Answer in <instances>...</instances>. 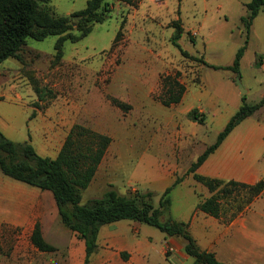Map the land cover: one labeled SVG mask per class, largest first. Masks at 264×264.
Instances as JSON below:
<instances>
[{
  "label": "rangeland",
  "instance_id": "rangeland-1",
  "mask_svg": "<svg viewBox=\"0 0 264 264\" xmlns=\"http://www.w3.org/2000/svg\"><path fill=\"white\" fill-rule=\"evenodd\" d=\"M87 1L50 0L48 7L56 16H69L84 9ZM249 1L108 0L107 20L95 24L81 41H64L60 59L54 49L57 37L50 36L43 41L28 39L21 60L8 59L0 65V92L5 98L0 102V116L10 107L6 94L16 97L17 93L24 100L35 97L28 103L35 113L31 117L44 133L35 141L37 147L49 144L48 135L58 146L62 135L74 125L110 137L93 181L81 192V204L101 197L111 187L121 195L151 191L157 207L162 193L152 191L150 181L160 177L162 170L177 169L175 175L182 177L183 183L171 192L170 216L175 221L192 222L196 236L202 216L196 205L208 192L187 170L215 142L239 109L242 97L253 105L264 96V8L250 27L238 76L184 58L171 43L174 29L170 24L180 20L183 35L178 44L190 56L209 65L231 66L236 51L245 45L240 19L246 15ZM122 22L121 35L115 40ZM176 72L185 93L178 105L165 107L161 104L162 80ZM236 79L246 91L244 95ZM110 98L130 109L121 111ZM192 109L198 110L203 124L188 118ZM249 130L255 135L252 153L258 156L253 161L261 166L259 177L264 180V141L255 138L264 131V107L233 134ZM0 177L11 180L1 172ZM248 197L241 191L224 199L220 221L234 219L239 209L237 216L244 215L250 205ZM39 199L44 214L38 223L43 238L55 251L40 252L30 241L32 232L0 224V264H192L183 251L182 239L167 238L153 227L131 221L102 227L97 250L86 262L84 243L61 223L51 194L44 192ZM254 211L264 225V196Z\"/></svg>",
  "mask_w": 264,
  "mask_h": 264
},
{
  "label": "trees",
  "instance_id": "trees-1",
  "mask_svg": "<svg viewBox=\"0 0 264 264\" xmlns=\"http://www.w3.org/2000/svg\"><path fill=\"white\" fill-rule=\"evenodd\" d=\"M121 1L129 3L130 0ZM49 2L50 0H0V65L8 59L21 60L20 53L28 39L43 41L50 36L57 37L54 49L58 60L62 57L64 41L69 40L71 43L81 41L91 33L95 24H102L110 14L108 0H88L84 9L69 16H56L48 7ZM263 8L264 0H250L245 4L246 15L240 19L245 31V45L236 51L231 66L209 65L202 58L190 56L183 51L178 44V40L183 35L180 20L170 24L174 29L171 43L186 59L199 62L213 70L232 71L238 76L250 27ZM123 22L115 40L121 35ZM73 31L78 34H73ZM179 76L180 73L176 72L174 77L168 76L162 80L164 95L161 104L165 107L177 105L182 100L185 88L177 80ZM110 101L121 111L130 109L128 104L118 99L110 98ZM241 101L239 109L217 134L215 142L206 147L187 170V174L192 175L193 180L211 194L209 198L196 205V210L213 218L221 216L222 201L234 192H247L248 204L264 192L263 180L254 185H246L233 180L224 181L197 174L198 168L232 131L264 107V96L253 105L247 104L244 97ZM34 115L35 113L32 117ZM187 116L191 121L203 124L204 120L197 109H192ZM110 143V137L81 125H74L57 157L50 159L39 156L31 144L14 143L0 131V172L14 181L51 194L61 223L84 243L86 262L97 250L98 236L102 227L120 221H131L153 227L167 238L182 239L183 251L192 259V264H221L212 252L201 250L197 246L190 233L189 222L175 221L170 216L171 192L182 182V177H177L161 194L157 207L153 204L152 192L121 195L111 187L101 197L81 204V192L93 181ZM238 212L232 217H236ZM30 241L40 252L55 251V248L43 238L39 223H36Z\"/></svg>",
  "mask_w": 264,
  "mask_h": 264
},
{
  "label": "crops",
  "instance_id": "crops-1",
  "mask_svg": "<svg viewBox=\"0 0 264 264\" xmlns=\"http://www.w3.org/2000/svg\"><path fill=\"white\" fill-rule=\"evenodd\" d=\"M6 95L10 107H7L6 112L0 116L2 134L14 143L31 144L41 157L55 159L70 130L62 135L58 146L52 144L51 136L48 135L46 138L49 140V144L43 148L37 147L35 141L40 133L42 135L44 133L38 130L39 122L32 121L31 116L34 110L28 103L34 102L35 97L24 100L22 94L16 93V97H12L11 93ZM2 97L4 96L0 92V102L5 100ZM258 135L255 138L260 139L261 137L264 141V131L258 132ZM254 136L253 130L235 136L232 131L219 148L198 168L197 174L254 185L262 179L259 177L262 168L261 166L257 167L253 161L254 157H258L252 153ZM152 171L155 173V170ZM177 172V169L162 170L159 172L160 177L150 181L149 187L152 191L163 193L174 183ZM182 183L183 181L179 185ZM42 193L44 191L24 183L0 177V224L14 228L22 227L24 230L32 232L40 219V214H44V205L39 199V195ZM210 196L211 194L208 192L203 200ZM263 196L264 192L254 199L244 215L237 216L225 223L221 222L219 218H213L199 211L198 213L202 216L196 225V236L193 234L192 222H189L190 233L197 246L201 250L212 252L221 264H264V225L260 214L254 211L256 204L262 202Z\"/></svg>",
  "mask_w": 264,
  "mask_h": 264
},
{
  "label": "water",
  "instance_id": "water-1",
  "mask_svg": "<svg viewBox=\"0 0 264 264\" xmlns=\"http://www.w3.org/2000/svg\"><path fill=\"white\" fill-rule=\"evenodd\" d=\"M235 83H236V86L238 87V89L240 91V94L244 95L246 93V91L242 88L239 79H236Z\"/></svg>",
  "mask_w": 264,
  "mask_h": 264
}]
</instances>
